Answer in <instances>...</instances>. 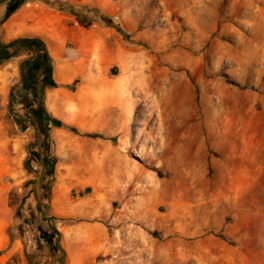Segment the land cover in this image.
<instances>
[{
    "label": "rangeland",
    "instance_id": "1",
    "mask_svg": "<svg viewBox=\"0 0 264 264\" xmlns=\"http://www.w3.org/2000/svg\"><path fill=\"white\" fill-rule=\"evenodd\" d=\"M85 1L72 3L89 18L79 22L108 31L106 61L97 67H108L125 90L119 162L125 199L143 202L153 221V243L133 231L119 235L138 254L124 264H165L168 240L172 264H221L219 239L235 264H264V0ZM87 8L99 9L125 33ZM10 106L11 95L5 100L0 93V194L18 207L10 232L25 236L30 251L38 239L31 211L38 212L36 197L48 210L45 191L55 173L26 150L29 143L37 151L39 137L45 155L46 128L23 122L19 104L17 119ZM121 204L115 200V209ZM171 211L181 243L165 235ZM181 250L183 257L175 255Z\"/></svg>",
    "mask_w": 264,
    "mask_h": 264
},
{
    "label": "crops",
    "instance_id": "2",
    "mask_svg": "<svg viewBox=\"0 0 264 264\" xmlns=\"http://www.w3.org/2000/svg\"><path fill=\"white\" fill-rule=\"evenodd\" d=\"M62 1L71 4L86 2ZM5 13L6 8L1 5V43L38 38L45 44L51 60L48 77L56 86L44 89L40 110L29 115L36 119V128L51 126L50 132L46 131L45 148L55 159V182L46 214L52 217L60 233L65 264H124L126 256L138 254L125 247V241L119 235L133 231L140 239L153 243L149 234L153 230V221L151 214L144 210L147 207L143 202L125 199L123 180L119 178L122 174L119 162L124 159L125 90L109 78L108 67L104 70L97 67L106 61L102 54L107 52L103 47L106 41L103 33L107 35L108 31L97 25H84L72 13L51 7L43 0H26L3 20ZM86 51L90 53L88 57L84 56ZM30 54L33 56V53L22 50L1 66L0 93L5 100L15 86L24 95L31 93L30 89H24L23 79L16 81L19 75L23 78L22 63L33 60ZM72 85L75 90L68 88ZM23 119L30 124L29 117ZM52 120L66 127L56 126ZM71 128H76L78 133ZM37 139L42 152L41 138ZM29 146L28 143V152ZM115 200L122 201L117 209ZM148 206L151 208L150 204ZM177 206L189 208L184 202ZM17 208L11 199L0 194V264L51 263L54 245L46 241L43 220L38 212L31 211L37 221L34 233L39 238L35 247L30 249L31 256L26 254L25 236L18 234L12 238L10 228L16 221ZM180 212L184 216L190 214L185 210ZM173 213L170 212L169 222L165 224L168 227L165 235H173L178 241L183 233L179 224L174 225ZM137 222L141 225L135 226ZM110 225H115L113 233ZM214 242L220 249L217 260L221 264H235L229 245L220 239ZM166 243L168 248L166 246L162 254L165 264H172L173 251L169 249L172 243L170 240ZM148 252L154 257L157 255L155 250ZM175 255L183 257L184 254L181 250Z\"/></svg>",
    "mask_w": 264,
    "mask_h": 264
},
{
    "label": "trees",
    "instance_id": "3",
    "mask_svg": "<svg viewBox=\"0 0 264 264\" xmlns=\"http://www.w3.org/2000/svg\"><path fill=\"white\" fill-rule=\"evenodd\" d=\"M47 4H49L51 7H54L58 10L68 11L75 15L82 23H88L89 18L85 16L77 6L67 3L62 0H54L53 2L49 0H44ZM9 2V4H13V0H0V6L3 5L6 8V4ZM19 3V6L22 4L23 0L17 1ZM10 6V5H9ZM88 11L95 13L97 16L100 17L103 24L107 27L115 28L118 32L124 34L125 32L121 27L118 25H114V23L111 21L110 17L102 14L101 11L97 8H87ZM10 14H12L9 10L6 11V13L3 16V20H5ZM2 45V43L0 42ZM11 47H15L12 51L10 49L1 46L3 51H7V56L5 57L7 60H9L14 55H11L12 52L15 54H19L22 50H27L31 53H41L39 57H37L36 61L38 62V67H34L33 65L36 63H33L32 61H25L22 65L23 70V84L24 89H27L30 94L24 95L17 86L13 88L12 94H11V110L14 111V106L19 104L23 107L24 112H26V117H29L30 122L33 126L36 127L37 121L34 118V116L29 115L30 113H36L40 110L41 104H42V98H43V92L44 89L47 86H56V84L53 82V80L48 77L49 76V66L46 60L47 52L44 50L45 44L38 38H32V39H18L11 43H9ZM22 47V49H18ZM28 71L32 73V77L30 78ZM68 88L75 90V85L68 86ZM15 117L18 119L19 113L14 111ZM23 121V120H22ZM54 125L59 127H66L63 123L53 120ZM71 130L75 133H78V130L76 128H71ZM43 132V131H42ZM46 137L47 133L43 132ZM90 136H97V135H90ZM38 150L33 152L30 151L31 154H33L39 162L47 170L52 171L54 170L55 165V159L51 158L47 152L45 155L42 154V152L39 149V143L36 142ZM51 196V189L48 188V190L45 191V199L47 202L50 201ZM36 209L38 213L41 215L43 220V230L45 235H47L46 241L51 242L54 245V251L51 253L52 263L50 264H65V252L60 246V233L57 230L56 226L53 223L52 217L48 216L46 212L42 208V199L40 197H36ZM12 238L14 237L13 233H11ZM39 239V238H38ZM37 239V241H38ZM36 241V243H37ZM26 254L28 256H31L30 251H26ZM1 255V252H0ZM30 258V257H29Z\"/></svg>",
    "mask_w": 264,
    "mask_h": 264
},
{
    "label": "water",
    "instance_id": "4",
    "mask_svg": "<svg viewBox=\"0 0 264 264\" xmlns=\"http://www.w3.org/2000/svg\"><path fill=\"white\" fill-rule=\"evenodd\" d=\"M18 7H19V3H15L14 5H12V6L9 7V11H10V12H13V11H15ZM2 45H3L4 47H8L10 44H9V43H3ZM19 49H22V47H20ZM44 50L46 51V48H44ZM35 55H40V53H35ZM46 60H47L48 66H49V70L51 71V69H52V68H51V60H50V58H49L48 55L46 56ZM2 61H7V59L4 58ZM35 62H36V68H37V67H38V62H37V61H35ZM29 76H30V78H31V77H32V73H30ZM50 130H51V126L48 125V126L46 127V131L49 133Z\"/></svg>",
    "mask_w": 264,
    "mask_h": 264
},
{
    "label": "flooded vegetation",
    "instance_id": "5",
    "mask_svg": "<svg viewBox=\"0 0 264 264\" xmlns=\"http://www.w3.org/2000/svg\"><path fill=\"white\" fill-rule=\"evenodd\" d=\"M14 2H13V4L12 5H14L15 3H18L17 1H19V0H13ZM12 5H10V6H12ZM9 6V7H10ZM8 7V8H9ZM1 44H0V62L7 56V51L5 52V51H3L2 50V48H1ZM4 47V46H3ZM6 48H8V49H10V51H12L15 47H11L10 45L8 46V47H6ZM19 49V48H18ZM41 54V53H40ZM40 55H35V53H33V60H32V62L33 63H36L35 61H36V59H37V57H39ZM34 67H36V64H34L33 65Z\"/></svg>",
    "mask_w": 264,
    "mask_h": 264
},
{
    "label": "bare ground",
    "instance_id": "6",
    "mask_svg": "<svg viewBox=\"0 0 264 264\" xmlns=\"http://www.w3.org/2000/svg\"><path fill=\"white\" fill-rule=\"evenodd\" d=\"M187 142H188V141H187ZM186 145H187V146H185V147L188 148V150H189V149L191 148V143L189 144V142H188V143H186ZM166 152H167V151L165 150L164 153H166Z\"/></svg>",
    "mask_w": 264,
    "mask_h": 264
}]
</instances>
